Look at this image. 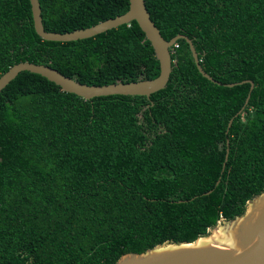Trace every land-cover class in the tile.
<instances>
[{
    "label": "trees",
    "instance_id": "trees-1",
    "mask_svg": "<svg viewBox=\"0 0 264 264\" xmlns=\"http://www.w3.org/2000/svg\"><path fill=\"white\" fill-rule=\"evenodd\" d=\"M39 4L44 29L64 33L123 14L129 0ZM145 5L166 40L191 39L221 84L201 75L184 39L170 49L166 86L149 98L85 100L19 72L0 91V264H114L205 235L264 189V0ZM20 61L89 85L159 74L134 20L49 41L34 30L29 0H0V75ZM242 80L254 84L247 103L249 83L225 85Z\"/></svg>",
    "mask_w": 264,
    "mask_h": 264
},
{
    "label": "water",
    "instance_id": "water-1",
    "mask_svg": "<svg viewBox=\"0 0 264 264\" xmlns=\"http://www.w3.org/2000/svg\"><path fill=\"white\" fill-rule=\"evenodd\" d=\"M35 32L43 40L73 41L93 37L96 34L116 28L122 24L136 21L145 37L150 42L156 59L159 62V74L152 79L130 82L117 81L103 85H89L62 74L55 68L41 63L20 61L11 65L0 75V91L21 71L39 74L58 85L61 90L73 93L85 100L108 95H143L147 98L158 90L163 89L171 73L170 49L178 39H184L188 44L195 65L201 75L208 80L221 84L204 71L199 63L198 53L191 39L184 34H177L166 40L157 26L151 20L145 5V0H129L126 12L113 18L100 21L92 26L59 33L44 29L41 18L39 0H29ZM239 83H249V91L245 99L248 102L253 89L251 80H242L225 84L232 87ZM244 106L232 116L227 124L231 126L233 118L240 114ZM226 149L222 170L227 160ZM219 180L216 181V185ZM211 190L204 192L209 194ZM182 200H179L181 202ZM209 233L190 242L176 243L165 241L143 252H127L119 257L114 264H264V189L246 202L244 212L232 219H220L208 228Z\"/></svg>",
    "mask_w": 264,
    "mask_h": 264
},
{
    "label": "rangeland",
    "instance_id": "rangeland-1",
    "mask_svg": "<svg viewBox=\"0 0 264 264\" xmlns=\"http://www.w3.org/2000/svg\"><path fill=\"white\" fill-rule=\"evenodd\" d=\"M209 233V231L206 233V235Z\"/></svg>",
    "mask_w": 264,
    "mask_h": 264
}]
</instances>
